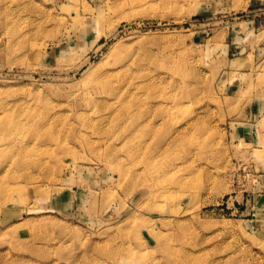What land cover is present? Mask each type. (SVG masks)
Returning <instances> with one entry per match:
<instances>
[{"label": "rangeland", "instance_id": "374dc122", "mask_svg": "<svg viewBox=\"0 0 264 264\" xmlns=\"http://www.w3.org/2000/svg\"><path fill=\"white\" fill-rule=\"evenodd\" d=\"M0 264H264V0H0Z\"/></svg>", "mask_w": 264, "mask_h": 264}, {"label": "bare ground", "instance_id": "6f19581e", "mask_svg": "<svg viewBox=\"0 0 264 264\" xmlns=\"http://www.w3.org/2000/svg\"><path fill=\"white\" fill-rule=\"evenodd\" d=\"M100 83H101L102 86H104V87L106 86V82L105 81H101Z\"/></svg>", "mask_w": 264, "mask_h": 264}]
</instances>
